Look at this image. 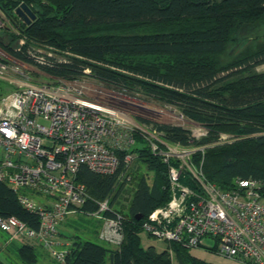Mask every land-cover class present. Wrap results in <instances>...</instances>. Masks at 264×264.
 <instances>
[{
    "label": "trees",
    "instance_id": "1",
    "mask_svg": "<svg viewBox=\"0 0 264 264\" xmlns=\"http://www.w3.org/2000/svg\"><path fill=\"white\" fill-rule=\"evenodd\" d=\"M21 3L35 13L29 24L15 12ZM0 9L27 43L12 46L0 35V48L10 56L58 78L81 77L87 66L91 76L110 88L177 107L185 118L207 130L205 136L194 139L198 145H207L193 153L203 177L223 190L232 188L237 179H254L261 183L264 196V71L254 70L264 62V0H0ZM233 43L239 51L230 55L228 48ZM35 45L50 46L66 58L53 59L50 65L37 64L27 50ZM122 54H161L165 59L161 58L160 70L159 66L139 68L110 58ZM154 125L169 142L192 143L189 131L181 125ZM220 133L233 140L213 143ZM134 136L136 143L129 151L137 153L136 161L150 176L140 175L136 183L128 216L123 219L122 243L113 248L82 239L75 231L81 224L89 222L92 229L85 233L98 238L100 222L76 213L64 223L73 232L60 231L71 237L64 264H172V254L177 264H214L195 255L193 250L201 248L177 241H169L162 251L141 244L142 219L165 204L170 191L168 164L149 150L140 134ZM126 152H118L120 162L113 174L79 166L77 179L91 197L84 210L93 211L94 200L105 199L117 187L118 192L122 189L126 182L118 177ZM134 167L124 173L130 175ZM191 178L184 171L181 182L194 186ZM0 215H15L33 228L38 226L36 214L25 209L15 191L3 182ZM39 246L4 239L5 252L17 259L14 264L36 263ZM4 258L0 264H12Z\"/></svg>",
    "mask_w": 264,
    "mask_h": 264
},
{
    "label": "built area",
    "instance_id": "2",
    "mask_svg": "<svg viewBox=\"0 0 264 264\" xmlns=\"http://www.w3.org/2000/svg\"><path fill=\"white\" fill-rule=\"evenodd\" d=\"M27 50L37 64L50 65L53 60L41 54L54 52L50 46ZM7 72V65L0 62V78L14 86L0 96V182L38 218L33 228L15 215H0V230L7 241L41 245L64 264L71 240L60 231L66 218L81 213L100 222V240L119 247L124 217L113 207L111 194L94 200L93 211L84 210L91 197L77 172L86 165L96 173L113 174L120 162L118 152L127 151L118 177L126 182L130 175L124 172L141 165L137 153L129 151L138 133L149 150L168 164L170 191L168 201L142 219L141 230L167 242L210 249L241 264H264V196L259 181L240 178L223 190L206 180L193 162V153L207 145L169 142L153 122L137 115L146 111L145 106L125 93L77 83L30 82ZM188 123L190 142L206 135L205 127ZM229 136L220 134L218 140ZM184 171L194 186L181 182ZM205 237L212 238L214 245L206 246Z\"/></svg>",
    "mask_w": 264,
    "mask_h": 264
},
{
    "label": "rangeland",
    "instance_id": "3",
    "mask_svg": "<svg viewBox=\"0 0 264 264\" xmlns=\"http://www.w3.org/2000/svg\"><path fill=\"white\" fill-rule=\"evenodd\" d=\"M1 17L2 18H0V35L4 36V40L6 42H10V44L12 46H15L16 43H18L20 45L27 44L26 42L24 43V40H25L24 36L21 37L19 35V32L17 33V27L12 23V21H10L6 15L5 16L2 15ZM12 35H15L16 37H14L12 41H9V40L7 41V39L12 37ZM27 46L28 45H26L25 47L27 48ZM1 50H3L4 54H2L0 56V62H3L7 65L8 76H16L17 78L24 79V80H27L30 82H45L46 81V82H54V83H59V84L77 83V84L85 85L89 88L107 89V90H113V91L122 93L121 91H117L113 88H110V87L104 85L103 83L99 82L98 80H96L93 76L90 75V73H89L90 69L87 66L83 69V71L85 69H88V71L87 72L84 71V74L81 77L73 78V79L58 78V77H54V76H51V75L45 73L41 69V67L36 65V64L18 60L16 58L10 56V53L5 51L4 49H1ZM237 51H239V48H238V45H236L235 43H233L228 48V52L230 55L237 53ZM49 53H50V55H49ZM41 54H43L45 57L56 59V60H64L66 58L60 52L58 53V51L48 52V53H47V51H42ZM110 58H112L116 61H119L120 63L126 64L128 66L139 65V68L147 67V66H149V67L159 66V68L161 70V58H162V60H164L165 56L161 57V54H143V55L122 54V55H117V56H111ZM15 68H17V71L13 70ZM113 68H116V69H119L121 71L128 73V71L123 70L121 68H117V67H113ZM254 70L257 72L264 71V62H261L260 64H258L254 68ZM13 89H14V86L12 84L8 83L7 80H5L3 78H0V96L10 92ZM125 95L134 97L139 102H141L145 106L144 109L146 111H142V112L138 113L137 115L145 116V117H147L146 119H148L149 121H151L153 123L156 122V123L181 125L182 127H184L187 130L191 127V125L188 123L189 119L185 118L180 113L179 109L175 106L168 105V104H165V103H162V102L150 99V98H146L139 93H135V94L126 93ZM220 134H224V133H220ZM220 134H219L218 138L220 137ZM218 138L215 139V141L213 143L218 141L219 143H215V144H224V143H228V142L233 140L231 138V135L227 138H221L220 140H218ZM191 142L194 146H198V144L195 143V140H192ZM195 152H197V151H195ZM145 174L150 176V172L145 170L143 164H141V165L135 164L133 171L130 173V178H128V180H126V183L124 184L122 189L118 192V187H117V188H115V190L111 194L113 207L115 208V210L117 212H119L124 217V219L128 216V206H129L130 199L132 197V193H133L134 188L136 186V183H137L140 175H145ZM147 180L150 181V177H148ZM68 218H66V219H68ZM63 226H64L65 232H69V233L73 232V228H69L65 224H63ZM89 228L92 229L91 224H89V222H85V223L81 224L79 229H77L75 231L82 239H90L92 241H95V242H98L102 245H105L106 247H112L110 244L100 240L99 238H97L93 234L85 233L86 230H88ZM5 236L6 235L0 230V244L4 242ZM70 238L71 237H68L69 240H71ZM140 239H141V244L144 247L152 245L155 247V249L157 251H162V250L166 249L168 246V242L166 240L158 239L155 237H150L144 231L140 232ZM202 241L206 246H213L214 245V240L212 238L205 237V238H203ZM1 247L5 249L4 246H1ZM201 250L202 249H200V250L195 249V250H193V252L195 253V252H197V251L199 252ZM203 250H206V249H203ZM210 253H208V254L210 255ZM3 255H4V257L7 256L8 259L12 262V264H14L15 261L17 260L14 254L5 253V250H4ZM0 259L3 260L2 254L0 256ZM171 262H172V264H177L173 254L171 255Z\"/></svg>",
    "mask_w": 264,
    "mask_h": 264
},
{
    "label": "crops",
    "instance_id": "4",
    "mask_svg": "<svg viewBox=\"0 0 264 264\" xmlns=\"http://www.w3.org/2000/svg\"><path fill=\"white\" fill-rule=\"evenodd\" d=\"M1 246H4V242L0 244V247ZM1 248H0V256L2 254V257L4 260L3 253H4L5 249L4 248L1 249ZM198 250H200V249H198ZM38 253L39 254L37 256V261L34 264H60L52 257V255L49 253V251L46 248L39 246L38 247ZM208 253H210V251L207 250V252H206V250H201L199 252L198 251L195 252V255H197V256H199V257H201V258H203L209 262H212L214 264H241V263L235 262L231 259L220 256L218 254H215V253L213 254L211 252L212 254L210 253V255H209Z\"/></svg>",
    "mask_w": 264,
    "mask_h": 264
},
{
    "label": "water",
    "instance_id": "5",
    "mask_svg": "<svg viewBox=\"0 0 264 264\" xmlns=\"http://www.w3.org/2000/svg\"><path fill=\"white\" fill-rule=\"evenodd\" d=\"M15 12L26 24H29L32 20L35 19V13L25 3L19 4V6L15 8ZM136 218L140 219L141 215H137Z\"/></svg>",
    "mask_w": 264,
    "mask_h": 264
}]
</instances>
